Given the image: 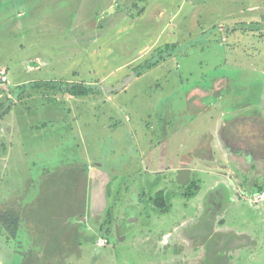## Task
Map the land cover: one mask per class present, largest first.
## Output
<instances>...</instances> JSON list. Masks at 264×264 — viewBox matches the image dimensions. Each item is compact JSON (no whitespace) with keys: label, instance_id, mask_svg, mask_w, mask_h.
<instances>
[{"label":"rangeland","instance_id":"374dc122","mask_svg":"<svg viewBox=\"0 0 264 264\" xmlns=\"http://www.w3.org/2000/svg\"><path fill=\"white\" fill-rule=\"evenodd\" d=\"M0 70V264H264V0H0Z\"/></svg>","mask_w":264,"mask_h":264},{"label":"trees","instance_id":"16d2710c","mask_svg":"<svg viewBox=\"0 0 264 264\" xmlns=\"http://www.w3.org/2000/svg\"><path fill=\"white\" fill-rule=\"evenodd\" d=\"M171 46H166L163 50H160L157 55H159L160 53H165L166 55H168V52H173L174 48H170ZM156 55V58L154 59V61H147L144 65L141 66V68H147L153 65L158 64L157 60H159V57ZM161 59V57H160ZM52 85H55L52 86ZM51 87V88H57L58 91L64 95H68L70 97H87L90 95H95V90L91 87H88L86 85H83L81 83H71V82H49V81H45V82H39V83H34V85H32L33 88L39 89L40 87ZM26 85H20L17 86V89L19 91L18 95L20 96L22 92H24L23 89H25ZM20 98V97H19ZM0 106H1V102H0ZM46 126V124H44ZM162 192H158L156 194V196L158 197V195H161ZM157 205V200H155L154 202Z\"/></svg>","mask_w":264,"mask_h":264},{"label":"crops","instance_id":"0c3cea01","mask_svg":"<svg viewBox=\"0 0 264 264\" xmlns=\"http://www.w3.org/2000/svg\"><path fill=\"white\" fill-rule=\"evenodd\" d=\"M37 68H38V66H35V67H34V66H32V67L30 66V67H26V70L29 71V72H31V71H33V70H35V69H37ZM0 72H4V71H3V70H0ZM4 74H5V76H6V83H7V81H8L7 79H8V78H7V73H6V71L4 72ZM25 82H26V81H15V83H14L13 86L17 87V86L22 85V84L25 83ZM6 83H5V84H6ZM2 89H3V88L0 89V98L3 96V94H5V93H3ZM7 94H8V93H6V95H7ZM9 97H10V96H9ZM69 97H70V96H69ZM70 98H72V97H70Z\"/></svg>","mask_w":264,"mask_h":264},{"label":"built area","instance_id":"2783aa9c","mask_svg":"<svg viewBox=\"0 0 264 264\" xmlns=\"http://www.w3.org/2000/svg\"><path fill=\"white\" fill-rule=\"evenodd\" d=\"M0 82L1 83H5L6 82V76H5L4 72H0ZM103 242L107 243L106 240H104Z\"/></svg>","mask_w":264,"mask_h":264}]
</instances>
